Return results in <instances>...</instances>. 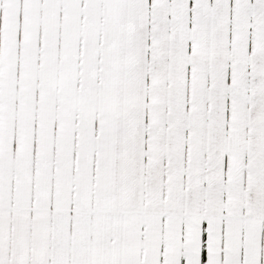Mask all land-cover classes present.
Returning a JSON list of instances; mask_svg holds the SVG:
<instances>
[{"label": "snow or ice", "instance_id": "6c2138e0", "mask_svg": "<svg viewBox=\"0 0 264 264\" xmlns=\"http://www.w3.org/2000/svg\"><path fill=\"white\" fill-rule=\"evenodd\" d=\"M0 264H264V0H0Z\"/></svg>", "mask_w": 264, "mask_h": 264}]
</instances>
